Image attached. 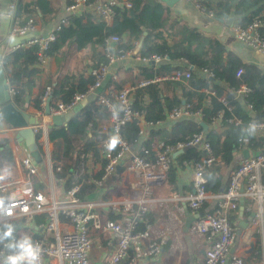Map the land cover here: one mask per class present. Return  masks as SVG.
<instances>
[{
  "label": "built area",
  "instance_id": "built-area-1",
  "mask_svg": "<svg viewBox=\"0 0 264 264\" xmlns=\"http://www.w3.org/2000/svg\"><path fill=\"white\" fill-rule=\"evenodd\" d=\"M19 1L9 0L6 11V16L12 21L10 36L31 37L18 48L29 49L38 45V58L35 61V66L39 68L44 67L49 61L47 53L51 43L56 40V32L68 26L71 20L80 17L84 19L102 18L106 23L102 29L105 33L106 28L113 24L117 7H122L124 11L133 9L132 0H72L65 9L67 16L56 23L50 34L40 36L39 26L33 20H29L24 26L13 23ZM195 1L196 7L200 11H206L215 17L213 10L207 11L202 6L204 0ZM261 27L260 22L252 23L246 27L235 24L232 25L231 31L238 41L264 57V35L260 32ZM123 39L124 37L115 35L105 36L106 63L100 68L89 70L88 75L92 77L93 82L85 92L75 95L69 103L58 102L55 106H50V113L47 115L49 88L43 99L41 110L32 114L34 117H42L47 120L46 125H38L34 127V131L37 143L39 144L42 140L48 144L46 146L48 147L51 143L48 124L54 117H66L68 114H74L82 109L92 111L96 106H105L109 119L103 128V133L108 138L118 128L121 142L111 152L104 147L103 143L100 160L89 156L86 162L73 170L70 175L73 187L67 190L62 200L52 198L49 201L43 192L35 190L31 178L39 175L38 165L29 153L16 152L14 161L23 171V177L16 182L0 185V191L12 190L16 187L15 191L18 195L2 198L6 208L12 212V216L8 219L22 218L24 224L30 226L35 216L48 215L46 224L38 227L45 237L35 240L42 249V264H45V258L54 259L58 264H141L146 262L154 264L160 262L167 258L165 247L170 243V237L166 233L154 230L153 223L148 218L149 206L154 201L155 190L167 180L168 172L172 170L178 156L182 167L191 173L195 191L189 197L187 206L192 212H202L195 220L194 233L199 237L206 238L211 243L204 264H244L241 255L236 251L233 252L236 235L235 229L227 218V211L237 208L245 198L253 200V205L247 207L249 213L255 208L263 211L264 183L261 181L260 173H264V153L260 152L248 158L243 157L238 165L230 170L228 189L218 197L216 210L204 212L205 202L209 199L205 172L218 159L203 132L176 145L159 142L154 149L156 155L153 160L151 152L144 144L129 142L123 133L124 127L132 122L140 123L142 127L153 128L166 123L174 124L181 119L202 120L204 113L201 111L191 112L189 107L183 106L168 112L166 118L158 121L155 125L146 124L142 114L136 111L133 105L134 93L137 88L164 80L184 82L191 79L192 73L176 70L171 76L143 80L137 86L119 85V81L109 76L110 68L115 63L132 58L156 71L159 68V63L166 59L159 56L141 57L139 54H134L135 49L121 53L116 49V46ZM113 44L116 46L113 47ZM132 44L137 47L138 43L133 42ZM222 63H226L225 57L222 59ZM203 72L207 77L213 76L207 70ZM243 73L244 70L239 69L237 76L240 77ZM111 80L114 83L113 86L110 85ZM15 91V88L10 87L12 96ZM249 93L250 89L242 86L235 92V95L239 98L245 97ZM219 101L231 111L225 97H221ZM114 103H119L124 108L118 121L111 118L109 110V106ZM222 118V114H220L212 124H219L222 122ZM253 121L264 125V119ZM223 122L226 126L231 124L241 126L244 120L241 115H233ZM41 127L43 128L42 132L40 131ZM8 130L12 131V129L5 131ZM143 135L142 132L141 136L143 137ZM254 137H264V127L259 128ZM192 150L197 154V158H182L184 153ZM49 154L51 156L50 152ZM53 171L51 166V175H53ZM116 173L124 178V182L134 185L133 197L109 201L108 212L116 217V219H110L104 210L107 203L82 200L79 193L85 186L103 188L107 180ZM5 219L0 216V223H3ZM179 222L181 223L180 220ZM91 232L102 236L108 234L109 239H104L101 243L95 240ZM48 238H52V241H48ZM174 239L173 250L176 251L182 246L179 232H175ZM2 250L0 247V251Z\"/></svg>",
  "mask_w": 264,
  "mask_h": 264
},
{
  "label": "trees",
  "instance_id": "trees-1",
  "mask_svg": "<svg viewBox=\"0 0 264 264\" xmlns=\"http://www.w3.org/2000/svg\"><path fill=\"white\" fill-rule=\"evenodd\" d=\"M132 3L133 9L130 11L117 10L112 26L107 27L105 33H102V29L106 23L102 18L94 17L73 19L70 25L56 32V40L51 43L47 53L49 61L55 63L54 71L48 69L52 67V63L48 67L35 66L38 45L29 49L17 48L3 57L2 65L9 85L16 90L12 101L20 109L28 110L32 107L40 111L45 94L50 88L48 99L51 106L58 102L69 103L75 95L85 92L92 84L89 70L100 68L106 63V35L124 37L116 46L121 53L134 50L136 46L132 43H139L144 37L139 56H159L166 58L169 63L161 65L156 71L146 65L122 67L119 69V85L137 86L143 80L171 76L176 70L190 71L192 76L184 82L164 80L137 88L134 93V109L142 114L146 124L151 125L165 119L163 111L170 112L183 106L189 107L191 112L201 111L204 117L202 120L181 119L170 130L149 128L150 134L143 141L142 126L132 122L124 127V136L133 144L142 141L151 152L153 160L152 149L157 143L176 145L203 132L218 159L212 167L206 169V187L207 191L217 195L223 192L227 170L237 166L236 157L245 150L264 148V137H251L246 142L239 139V129L242 126L253 120L264 119V73L257 67L242 64L235 55L227 52L218 38L208 37L191 27L165 4L155 0H132ZM202 6L207 11L213 10L217 20L234 19L237 25L243 27L260 22V32L264 35V0H207ZM62 8L59 0H20L13 23L24 26L29 20H33L36 24L48 25L58 18ZM224 57L225 64L222 63ZM178 61L187 62L189 68L174 66L173 63ZM239 69L244 70L240 77L237 76ZM204 70L213 76L201 77L198 72ZM242 86L249 88L250 93L240 102L235 97V92ZM228 87L234 90L232 94L227 92ZM221 97H225L231 111L219 101ZM220 114L223 117L220 122L222 125L225 124L224 120L233 115H241L244 123L241 126L230 125L219 133L212 123ZM108 119L105 106H96L92 111H77L60 126L52 125L49 129L50 140H60L51 152L52 161L57 162L58 166L65 165L75 170L89 156L100 160L102 145L107 139L103 128ZM0 122L4 123L1 116ZM202 123L209 128L206 132ZM189 157L197 158V154L193 150L189 151L185 158ZM15 167L9 140H0V171L10 168L12 172ZM53 174L56 180L66 181L68 190L73 187L72 181L58 168ZM177 176L175 167L168 172L166 182L174 187L171 188V193L177 191ZM120 180V174L116 173L107 180L104 187L118 185ZM39 188L41 186L36 184L35 189ZM95 190L94 186H85L79 197L84 200ZM11 222L17 225L18 233L19 229H26L22 227L23 219ZM23 231L33 241L41 239L39 229Z\"/></svg>",
  "mask_w": 264,
  "mask_h": 264
},
{
  "label": "crops",
  "instance_id": "crops-1",
  "mask_svg": "<svg viewBox=\"0 0 264 264\" xmlns=\"http://www.w3.org/2000/svg\"><path fill=\"white\" fill-rule=\"evenodd\" d=\"M59 1L62 3L63 8L61 9L62 11L58 16V18L56 20H53L48 25L37 24L40 29L39 32L40 36H46L50 34V32L53 31L56 23H58L61 19L67 16L65 9L71 3L72 0H59ZM206 1L207 0H204L202 3H205ZM8 6H9V0H0V63H2L3 57L15 51V49H17L21 45L20 44L16 46L17 41L19 39L18 37H16V42L14 44L8 43V37L10 36V29L12 26L11 19L6 16V11L8 9ZM186 9L189 12V14L193 15V17H188L184 14L177 13L173 10L172 11L174 12L175 15L179 16L182 20L187 22L191 27L197 28L200 32L207 35L208 37L218 38L225 46L227 52L235 55L241 61L242 64L247 66L257 67L264 73V57L258 54L256 51L247 48L243 43L238 41L235 38L234 34L232 33L231 27L232 25L236 24L234 19H229V20L220 19L218 21L215 17L209 15L208 12L200 11L196 7L195 0H187ZM117 10L124 11L120 6L117 7L116 13ZM262 14H264V12H262ZM263 29H264V23H263ZM102 33H104L103 30ZM30 38L31 37H29V39ZM50 63H52V67H48L49 66L48 64ZM168 63L169 61L164 59L159 63V67L163 64H168ZM140 65L143 64L135 61L132 58H127L111 66L109 71V76L110 78H115V80L119 81L120 83V78H121V73L119 72L120 68L122 67L135 68ZM173 65L176 67L179 66L183 68H187V67L189 68V64L185 61L174 62ZM44 67H48V69L54 71L55 63L48 61ZM198 74L201 77L204 78L207 77V75L203 71L198 72ZM111 82L112 84L110 85L113 86L114 83L112 80ZM227 92L228 93L231 92L232 94L234 90L228 87ZM242 99L243 97H239L238 101L242 102ZM25 111L31 115L36 112V110L32 107H30L28 110ZM163 113H164L163 115L166 118V114L168 113V110L163 111ZM74 114L71 113L70 117H67L69 115L68 114L66 116V120L70 119ZM35 119H37V123L34 127L38 125L41 126L47 124V120L42 117L39 118L35 117ZM3 122L6 123L4 120ZM4 123L0 122V140L2 139L9 140V148L13 153V158L16 152L30 153L24 143L21 144L18 142L17 140L18 131L13 129L9 124L7 123L4 124ZM52 125H54L53 120H51V123L48 124V132ZM172 126L173 124L166 123L160 126L159 128L170 130ZM214 126L217 132L222 133L230 125L226 126L225 124L222 125L221 123H219V124H215ZM6 129H12V131L10 130L5 131ZM142 129H143L142 132L144 133L142 137V141H143V139L149 136L150 129L146 127H142ZM40 131L41 132L43 131L42 127L40 128ZM59 141L60 140L51 141L48 147H46L48 145L46 142H42V140L40 141L38 146L40 152L42 153L41 154L42 161L44 166L46 167V170H41L40 164H37L39 168V175L33 176L31 178V182L34 188L36 184L40 185L41 188H39L37 191L43 192L49 198V201L52 200V198L58 200L64 199L66 192L68 190L66 187V181L58 180V179L56 180L54 174L51 175L50 167L52 166L53 170L58 168V170L66 174L68 176L67 178H69L70 180H71L70 175L72 174L73 171L69 169L68 166L65 165L58 166L57 162L52 161L51 159L49 152L51 153L52 149ZM155 148L156 146H154L152 149L154 155H156L154 151ZM247 151L261 152L264 151V148L261 149L259 147H255ZM186 154L187 152L183 154L182 158H184ZM243 154L244 151L236 157V162H235L236 165H238L240 160L243 159L244 157ZM154 155L153 157L155 158ZM176 160L177 161L175 162L173 168L174 167L176 168V172L178 175L176 181L177 191L176 193H171V188L174 187H171L166 182L167 180L162 185H160L154 192L153 195L154 201L149 206L150 210L148 212V218L153 223L154 230L156 232L166 233L170 237V243L165 247L167 258L164 260L171 261V264H204L206 253L209 250L211 243L206 238L199 237L197 234L194 233L193 227L195 220L199 217L200 213L202 212H192L187 206V201L189 197H191V195L195 193L192 184V177H191V173L182 167L180 163V157L177 156ZM235 164L233 165V167H235ZM15 165H17L18 168L17 180H20L23 177V171L21 170L20 166L17 163H15ZM229 170H227L226 173L225 185L222 186L223 192H220L219 194L215 195L211 191H208L209 199H207V201L205 202V206L203 209L204 212H214L216 210L218 197H220L228 189L229 186V172H230ZM260 174H261L260 176L261 181L264 183V173L261 172ZM5 184H10V183H5ZM106 187L108 188V186ZM106 187L103 186V188L101 189L96 188V190L92 194L88 195L84 200H95V201H100L102 203H107L104 206L106 216L110 219H116L114 215H111L108 212L109 211L108 202L113 200L132 198L134 185L130 182H124V178L121 176V180L118 185H113L108 189ZM15 189L16 187H14L12 190L5 189L0 191V197L6 199V198L18 196L17 191H15ZM252 202H253L252 199L245 198L237 208L229 209L227 211V218L230 224L232 225V227L235 229L236 238H235V245L233 248L235 249L236 252H238V254L241 255L244 264H264V248H263L264 204L262 207L263 208L262 212L260 211V209L255 208L251 213H249L247 211V207L253 205ZM18 219H22V218H15L10 221H15ZM47 220H48L47 214H40L34 217L33 222L30 226L24 224V226L22 227L28 229L29 231L37 230L39 226L45 225ZM179 220L181 221V223L179 222ZM23 230L19 229L20 232L18 234L24 235L25 231ZM39 230H40L39 232L41 238L45 237L41 229ZM238 231H241V235H238L237 233ZM175 232H179L182 241L181 248L176 251L173 250V245L175 243V239H174ZM91 234L95 238V240L101 243L104 241V239L105 240L109 239L108 234H105L103 236L95 232H91ZM47 240L52 241V238H48ZM251 244L254 245L253 249L251 248ZM251 249L252 251H250ZM45 264H58V263L54 259L49 260L48 258H45Z\"/></svg>",
  "mask_w": 264,
  "mask_h": 264
},
{
  "label": "clouds",
  "instance_id": "clouds-1",
  "mask_svg": "<svg viewBox=\"0 0 264 264\" xmlns=\"http://www.w3.org/2000/svg\"><path fill=\"white\" fill-rule=\"evenodd\" d=\"M16 37L14 35L8 37V43L14 44ZM111 118L119 120L124 108L119 103H114L109 106ZM264 125L258 124L256 121L248 123L239 129V139L247 141L254 137L259 128ZM121 142L119 129L110 135L104 142V147L109 151H113ZM11 175L10 168H5L0 171V181L7 179ZM0 216L5 217L3 223H0V264H42V249L38 242L28 235H18V227L10 221L12 212L6 208L5 202L0 198Z\"/></svg>",
  "mask_w": 264,
  "mask_h": 264
},
{
  "label": "water",
  "instance_id": "water-1",
  "mask_svg": "<svg viewBox=\"0 0 264 264\" xmlns=\"http://www.w3.org/2000/svg\"><path fill=\"white\" fill-rule=\"evenodd\" d=\"M158 3H163L167 7H169L171 10L184 14L188 17H193L192 14H189L187 11V0H155ZM219 21V20H218ZM146 35V33H145ZM17 45L25 43L27 40H29V37H18ZM144 37L140 40V42L137 44V47L135 48L134 54L138 55L142 45H143ZM116 44H113V47H115ZM0 116L1 118L9 124L13 129H15L17 132V140L19 143H24L29 154L32 156L36 164H42V156L41 152L39 150V146L37 143V138L34 131V126L37 123V119H35L34 116L27 113L25 110L19 109L12 101V95L10 94V85L7 79V75L5 72V69L0 63ZM50 99L47 101V107H46V114L48 115L50 113ZM66 117L65 116H56L53 118V123L56 126H60L64 123H66ZM144 121V119H143ZM201 126L203 127L204 131L206 132L209 128L206 124L202 123ZM260 152H249L244 151V158H248L252 155L258 154ZM261 153H264V151H261ZM120 171V169H119ZM238 235H241V231L237 232ZM251 248H254V245L251 244ZM252 249L250 251H252ZM235 249H233V252Z\"/></svg>",
  "mask_w": 264,
  "mask_h": 264
},
{
  "label": "rangeland",
  "instance_id": "rangeland-1",
  "mask_svg": "<svg viewBox=\"0 0 264 264\" xmlns=\"http://www.w3.org/2000/svg\"><path fill=\"white\" fill-rule=\"evenodd\" d=\"M70 115L71 114H69L67 117H70ZM53 150V149H52ZM52 152V151H51ZM13 161H14V158H13ZM16 162L14 161V164H15ZM16 167H15V169L11 172V175L7 178V179H5V180H3V181H0V185L1 184H5V183H13V182H16V180H17V175H18V168H17V165H15ZM40 167H41V170H46V167L44 166V164L42 163L41 165H40ZM9 179H11L12 181H10ZM18 181V180H17ZM141 264H152V263H141ZM154 264H171V261H166V260H163V261H161V262H159V263H154Z\"/></svg>",
  "mask_w": 264,
  "mask_h": 264
}]
</instances>
